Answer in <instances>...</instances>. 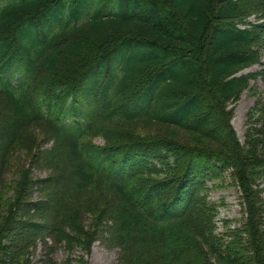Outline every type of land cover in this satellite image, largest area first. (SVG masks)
Masks as SVG:
<instances>
[{"label":"trees","instance_id":"16d2710c","mask_svg":"<svg viewBox=\"0 0 264 264\" xmlns=\"http://www.w3.org/2000/svg\"><path fill=\"white\" fill-rule=\"evenodd\" d=\"M1 1L0 161L26 127L47 125L52 145L37 151L35 167L68 165L79 191L102 185L117 197L116 264H264L256 184L264 143L251 133L240 143L227 108L248 85L249 74L239 72L259 60L264 12L251 9L264 8V1ZM39 72L53 79L42 92ZM258 111L264 121V107ZM153 122L213 148L118 134ZM91 128L102 130L103 145L88 143ZM226 169L245 215L219 234L205 185ZM19 176L23 196L0 221V262L2 249H12L8 256L15 259L38 238L59 233L65 198L45 190L62 187L61 174L39 179L26 170ZM36 188L40 195L32 199ZM30 209L50 221L23 218ZM62 238L77 240L70 233Z\"/></svg>","mask_w":264,"mask_h":264},{"label":"rangeland","instance_id":"374dc122","mask_svg":"<svg viewBox=\"0 0 264 264\" xmlns=\"http://www.w3.org/2000/svg\"><path fill=\"white\" fill-rule=\"evenodd\" d=\"M5 1L2 0L1 3ZM251 10L255 13L259 11L264 12V8L262 7H254ZM253 16L254 14L249 19H253ZM124 33L130 35L126 31ZM257 44L254 46L257 47ZM257 54L259 60L239 72L249 74L248 85L244 87L236 98L228 103L227 107L231 113L230 122L240 143L244 142L247 133L254 134L255 138H259V142L264 143L263 117L257 119L258 115L260 116L258 107H261V105L264 107V45L257 47ZM74 74L72 77H74ZM37 75L38 84L41 89L40 92H42L47 89V83H52L53 79L47 73L39 72ZM57 80L63 81V79L58 78ZM1 98L0 96V116L4 119V114L1 113L4 103ZM118 134H123L137 140L145 137H148L150 140L163 137L171 141L185 142L187 143L185 146L202 145L213 148L203 138L171 127L159 126L154 122L145 128L134 125L125 128ZM49 137L47 125L32 124L21 132L19 140L11 147L4 161L7 164L4 166V162L0 161V221L10 208H14L16 197L22 191L20 187L23 181L19 180L21 177L19 174L22 175L27 170L29 175L31 173V177L43 179L47 177L55 178L60 173L62 187H58L57 189L53 187L45 190V193L49 196L61 193L65 198L64 209L58 225V237L57 239H49L48 241L47 239L43 240L46 242L38 238L37 241L26 247L23 256L15 259L8 256V253L12 249H2L3 254L6 256L2 258L0 264H116L119 248L116 245L117 240L113 236L117 225L113 219L117 214V197L109 191L104 190L101 187L102 185H99V189L96 187H86L79 191L74 178L70 176L71 169L68 165H63L61 169L60 167L58 169L49 168L47 170L36 168L35 166H39V158L36 156L37 151L49 150L52 145V140L48 139ZM87 141L88 143L103 145L105 138L103 137L102 130L96 131V129L91 128ZM258 152L264 158V144L260 149L258 148ZM230 171L231 169H226L220 179L207 181L205 185L207 200L212 206L216 207L214 232L219 234L227 228L240 225L241 218L245 215L243 207L239 204V189L232 182ZM257 176L256 184L260 188V203L264 209V169ZM35 186L39 187V184ZM35 186L33 184L32 188ZM21 193L23 196V191ZM39 195L40 190L36 188L31 197L33 199ZM25 198L28 201L32 200L27 190ZM39 198L37 197V199ZM22 217L45 222L50 221L48 215L43 214L41 211L33 212L32 209L25 213L23 211ZM69 233L73 236L75 235L77 240L66 241L62 238ZM13 236L14 233L7 236V238ZM21 250L19 249V251Z\"/></svg>","mask_w":264,"mask_h":264},{"label":"bare ground","instance_id":"6f19581e","mask_svg":"<svg viewBox=\"0 0 264 264\" xmlns=\"http://www.w3.org/2000/svg\"><path fill=\"white\" fill-rule=\"evenodd\" d=\"M92 39V38H91Z\"/></svg>","mask_w":264,"mask_h":264}]
</instances>
